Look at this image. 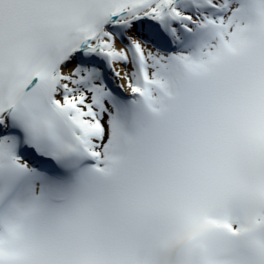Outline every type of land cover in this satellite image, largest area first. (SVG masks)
<instances>
[{
    "label": "snow or ice",
    "instance_id": "snow-or-ice-1",
    "mask_svg": "<svg viewBox=\"0 0 264 264\" xmlns=\"http://www.w3.org/2000/svg\"><path fill=\"white\" fill-rule=\"evenodd\" d=\"M0 264H264V0H0Z\"/></svg>",
    "mask_w": 264,
    "mask_h": 264
}]
</instances>
